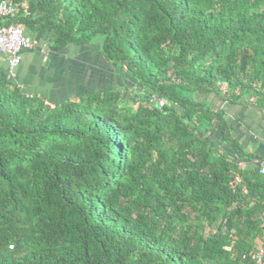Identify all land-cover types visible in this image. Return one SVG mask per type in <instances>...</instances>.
Returning a JSON list of instances; mask_svg holds the SVG:
<instances>
[{
	"label": "trees",
	"instance_id": "1",
	"mask_svg": "<svg viewBox=\"0 0 264 264\" xmlns=\"http://www.w3.org/2000/svg\"><path fill=\"white\" fill-rule=\"evenodd\" d=\"M2 1L138 90L52 106L0 75V264H255L264 175L206 99L264 110V0Z\"/></svg>",
	"mask_w": 264,
	"mask_h": 264
},
{
	"label": "crops",
	"instance_id": "2",
	"mask_svg": "<svg viewBox=\"0 0 264 264\" xmlns=\"http://www.w3.org/2000/svg\"><path fill=\"white\" fill-rule=\"evenodd\" d=\"M32 39L36 45L21 53V64L10 79L27 96L35 95L56 106L97 93L113 91L128 96L133 95L134 89L138 90L124 70L106 60L100 41L55 51L50 34H39ZM9 73L7 58L0 54V75ZM206 100L224 110L236 140L246 153L253 155V163L258 156L264 157L263 109L253 104L231 105L214 94Z\"/></svg>",
	"mask_w": 264,
	"mask_h": 264
},
{
	"label": "built area",
	"instance_id": "3",
	"mask_svg": "<svg viewBox=\"0 0 264 264\" xmlns=\"http://www.w3.org/2000/svg\"><path fill=\"white\" fill-rule=\"evenodd\" d=\"M16 11L14 7L6 1L0 2V54L5 55L7 58V65L9 68L8 79L14 78V70L21 64V53L23 51H29L34 48L36 43L29 37L24 28L8 24L6 21L15 19ZM157 106L163 108L165 101L156 100ZM253 164L258 166V170L261 175H264V160H256ZM258 248L252 255V260L255 264H264V222L262 224V235L258 240Z\"/></svg>",
	"mask_w": 264,
	"mask_h": 264
},
{
	"label": "rangeland",
	"instance_id": "4",
	"mask_svg": "<svg viewBox=\"0 0 264 264\" xmlns=\"http://www.w3.org/2000/svg\"><path fill=\"white\" fill-rule=\"evenodd\" d=\"M144 98H145V96H144ZM152 102L155 103V104L157 103V101H155V100L152 101ZM131 106H133V107H132L133 109H136V106L134 107V105L130 104L129 107H131Z\"/></svg>",
	"mask_w": 264,
	"mask_h": 264
},
{
	"label": "water",
	"instance_id": "5",
	"mask_svg": "<svg viewBox=\"0 0 264 264\" xmlns=\"http://www.w3.org/2000/svg\"><path fill=\"white\" fill-rule=\"evenodd\" d=\"M154 100L156 101V100H157V98H153V101H154Z\"/></svg>",
	"mask_w": 264,
	"mask_h": 264
}]
</instances>
